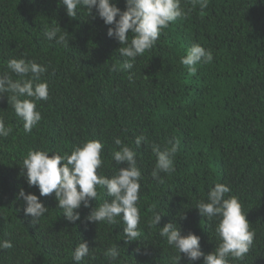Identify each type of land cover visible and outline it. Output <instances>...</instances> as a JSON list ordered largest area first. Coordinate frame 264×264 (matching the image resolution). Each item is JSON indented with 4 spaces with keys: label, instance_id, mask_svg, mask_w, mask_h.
<instances>
[{
    "label": "trees",
    "instance_id": "trees-1",
    "mask_svg": "<svg viewBox=\"0 0 264 264\" xmlns=\"http://www.w3.org/2000/svg\"><path fill=\"white\" fill-rule=\"evenodd\" d=\"M111 2L126 7L125 0ZM181 7L186 18L171 22L132 69L111 71L126 58L95 10L88 15L79 8L70 18L59 0H0V74L16 80L8 61L35 60L46 67L40 79L49 92L48 100L36 104L42 119L31 132L8 103L10 94L0 95V118L12 128L0 137V241L13 245L0 250V264H76L72 254L82 241L90 255L80 264H174L176 250L159 227H149L156 213L161 227L172 222L182 235H198L207 254L220 243L218 221L195 206L216 183L230 187L226 196L239 199L255 234L249 251L240 260L229 258L230 264H264V0H208L205 8L181 0ZM53 25L68 43L45 38V27ZM194 43L211 50L213 61L193 73L180 57ZM142 134L147 144L137 148L135 138ZM117 137L136 151L142 173L140 235L127 243L121 217L115 224L87 220L91 207L111 199L105 189L97 186L98 201L82 205L80 219L70 223L54 194L41 196L38 187H29L21 169L29 150L70 154L96 139L104 145L97 172L110 177L125 166L112 159ZM171 143L178 145L175 171L161 173L164 182L158 183L151 176V145L163 150ZM21 188L48 208L36 222L17 199ZM113 246L120 253L115 261L104 255ZM178 264H188L183 254Z\"/></svg>",
    "mask_w": 264,
    "mask_h": 264
},
{
    "label": "clouds",
    "instance_id": "clouds-1",
    "mask_svg": "<svg viewBox=\"0 0 264 264\" xmlns=\"http://www.w3.org/2000/svg\"><path fill=\"white\" fill-rule=\"evenodd\" d=\"M192 8L199 5L207 7L208 0H190ZM66 7L67 15L75 18L78 9L87 10L88 15L95 14L101 18L105 25H109L107 35L114 38L120 45L116 50L120 56L125 57L120 64H113L111 71H127L134 67L139 56L150 50L160 38L164 29L178 18L184 19L187 14L181 7V0H125V9L121 10L111 0H59ZM191 9H189L190 11ZM60 27L46 26L44 36L49 41L55 39L57 44L68 43L65 35L59 34ZM131 33V38H129ZM59 34V35H58ZM213 61L211 50L205 49L201 44L194 43L186 54L180 57V63L187 67L189 72H196L198 64H209ZM7 68L17 77L13 80L7 73L0 74V95H7L8 103L21 121L25 132L42 119L41 112L37 110L38 101L49 98L48 85L40 79L46 72V67L35 60L10 59ZM27 77V78H26ZM132 79L131 74L129 80ZM12 132L10 126H5L0 118V137H8ZM136 147L142 143L147 144L146 136L139 135L134 141ZM118 150L112 152V159L120 166L114 170L112 176L98 174L97 170L103 165L101 153L104 145L96 139L85 140L76 146L70 154H59L46 150H29L22 161V173L26 176L29 187H38L41 196L54 194L58 201L57 207L63 210V217L70 223L80 219L78 209L91 207V201H98L97 186L106 190L111 199H105L97 206L91 207L87 216L89 222L108 224L117 223L116 218L121 217L124 224L123 235L125 243L137 240L140 235V211L138 208L139 192L142 179L141 170L137 166L136 151L115 138ZM151 150L155 155V165L151 172L152 178L163 183L161 173L171 174L175 171L174 157L178 145L171 143L170 147L161 150L159 145L152 144ZM230 187L224 183H216L210 187L206 200L196 203L201 216L211 220L217 219L216 236L220 243L207 254L201 250L200 237L192 232L182 235L179 227L172 222L160 226L161 214H154L149 227H159V235L166 239L168 245L176 250L178 255L174 264H178L181 255L187 258L188 264L203 258L202 264H230V259L240 260L249 251L254 232L250 230V223L246 213L242 210L239 199L234 195H227ZM23 200V211L36 222L43 216L48 208L34 193H26L20 189L17 199ZM10 240L0 241V250L12 248ZM119 247L108 248L104 255L115 261L119 257ZM90 255L87 241L80 242L74 249L72 259L76 264Z\"/></svg>",
    "mask_w": 264,
    "mask_h": 264
}]
</instances>
